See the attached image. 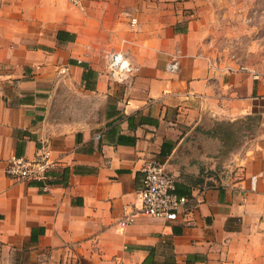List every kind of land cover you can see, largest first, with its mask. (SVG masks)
Here are the masks:
<instances>
[{
  "label": "crops",
  "instance_id": "1",
  "mask_svg": "<svg viewBox=\"0 0 264 264\" xmlns=\"http://www.w3.org/2000/svg\"><path fill=\"white\" fill-rule=\"evenodd\" d=\"M219 6L0 0V264H264V64L243 18L229 58ZM118 53L135 68L125 82L110 77ZM41 148L46 181L7 177ZM154 162L188 198L175 222L140 213Z\"/></svg>",
  "mask_w": 264,
  "mask_h": 264
},
{
  "label": "built area",
  "instance_id": "2",
  "mask_svg": "<svg viewBox=\"0 0 264 264\" xmlns=\"http://www.w3.org/2000/svg\"><path fill=\"white\" fill-rule=\"evenodd\" d=\"M78 6L81 0H67ZM136 20H133L135 23ZM178 69V63L167 66L171 73ZM110 77L117 82L127 81L135 72L129 59L122 53L114 54L109 60ZM55 166L50 154L41 148L32 160L24 158L11 159L6 168L8 178L16 182L46 181L49 172ZM141 201L140 213L166 222H175L184 211L188 198L175 193V181L167 172L165 165L154 162L144 171L142 188L139 193ZM127 221L121 222L125 226Z\"/></svg>",
  "mask_w": 264,
  "mask_h": 264
},
{
  "label": "rangeland",
  "instance_id": "3",
  "mask_svg": "<svg viewBox=\"0 0 264 264\" xmlns=\"http://www.w3.org/2000/svg\"><path fill=\"white\" fill-rule=\"evenodd\" d=\"M213 3L215 0H211ZM218 1V0H217ZM223 3L226 2V6H219L223 10L221 13L223 14L225 12V19L227 20V24H223L220 26V29L226 30V39H230V41L224 42V49L228 52L229 58L231 60H234L236 56V48H235V42L234 41V30L235 26L231 23L235 19L243 18V23H246L248 21H254V25L252 26V29L247 25L243 26V32L244 37L246 36L247 41L243 42L244 48H253L254 51L251 52L253 54L252 61L257 64L261 65L264 64V0H222ZM223 7V8H222ZM250 23V22H249ZM252 31V32H250ZM250 33L254 34L252 37H250ZM231 35V36H229ZM253 40V41H252ZM260 116L254 118L251 121L243 120L240 123H237L236 126V134H237V142L238 138H240V135L245 137H250L254 134L256 130V126H258V118ZM260 119V118H259ZM230 131H234V129L231 130L229 128V125L227 124H221L220 126H217L214 130L215 135H220V137L225 141H231L234 139V136H230ZM234 131V132H235ZM233 132V134H234ZM228 133V134H227ZM239 134V135H238ZM225 138V139H224ZM242 138V139H243ZM233 146V144H228L226 147ZM229 156V154L227 155Z\"/></svg>",
  "mask_w": 264,
  "mask_h": 264
},
{
  "label": "trees",
  "instance_id": "4",
  "mask_svg": "<svg viewBox=\"0 0 264 264\" xmlns=\"http://www.w3.org/2000/svg\"><path fill=\"white\" fill-rule=\"evenodd\" d=\"M131 117H134V116H131ZM259 119V118H258ZM260 120V119H259ZM228 134V133H227ZM225 139V138H224Z\"/></svg>",
  "mask_w": 264,
  "mask_h": 264
}]
</instances>
